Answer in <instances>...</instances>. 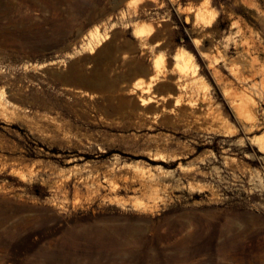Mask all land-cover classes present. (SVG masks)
I'll list each match as a JSON object with an SVG mask.
<instances>
[{"label": "rangeland", "instance_id": "obj_1", "mask_svg": "<svg viewBox=\"0 0 264 264\" xmlns=\"http://www.w3.org/2000/svg\"><path fill=\"white\" fill-rule=\"evenodd\" d=\"M0 264H264V0H0Z\"/></svg>", "mask_w": 264, "mask_h": 264}, {"label": "bare ground", "instance_id": "obj_2", "mask_svg": "<svg viewBox=\"0 0 264 264\" xmlns=\"http://www.w3.org/2000/svg\"><path fill=\"white\" fill-rule=\"evenodd\" d=\"M136 1H139V0H136ZM140 2H142V1H140ZM135 3V2H134ZM203 3V2H202ZM142 4V3H141ZM203 5H205V4H203ZM202 5V6H203ZM129 6V5H128ZM204 7H199L198 9H196L197 11H196V13H195V15L193 16V24H195V26L197 25V24H201V25H203V24H209V23H211V20H212V12H209L208 10L206 11L205 9H203ZM138 10V9H137ZM185 20L186 21H189L190 20V18H189V16L187 15L186 17H185ZM213 22V21H212ZM156 25L157 24H153V22L151 23V22H141V23H139V24H136L135 23V25L131 28V34H132V37H134V38H136V39H138L139 41L140 40H145L146 38L148 39V38H153V37H155L158 33H159V30L157 29V27H156ZM197 27V26H196ZM105 30V29H104ZM103 30V32L102 33H99V32H96V30L94 31V32H89L88 33V42H86V44H90L91 42H92V46H90V48L89 49H93V46H96V45H98V44H101V42L103 41L104 42V40L107 38V36L109 35H107V32H105ZM120 31V30H119ZM123 31V30H122ZM117 31H115L114 33H116ZM163 35V34H162ZM109 37V36H108ZM164 38V37H163ZM94 41V42H93ZM146 41V40H145ZM243 41V40H242ZM141 42V41H140ZM105 43V42H104ZM84 44V43H83ZM155 44H158V42H155L154 43V45ZM87 45V46H88ZM142 45V44H141ZM86 46V48H88ZM82 47V46H81ZM85 47V46H84ZM78 50V49H77ZM81 52V51H80ZM73 53V52H72ZM164 54H162V55H160V57L159 58H157L154 62H153V69L155 70V74L154 75H151V77L149 78V81H148V83L147 84H149L147 87H146V89H145V91H149L148 89H150L151 88V84H153V82H154V79H155V75H157V73L160 71L159 69H160V66L163 64V62H165L164 61V56H163ZM190 58H192V55H191V53H189V52H187L186 50H181V51H179V52H177V53H174V55H173V60L175 61L174 62V65L176 66V67H178L179 69H181V70H183L184 68H188L187 67V65H188V62H189V60H190ZM42 65H44V64H42ZM158 71V72H157ZM137 72H144V67H141L140 69H138L137 70ZM213 73V72H212ZM132 87H133V85H132ZM150 87V88H149ZM140 88V87H139ZM142 90V89H141ZM129 93L130 92H132V88L131 89H128L127 90ZM2 92V91H1ZM133 92H135V91H133ZM206 96V95H205ZM241 96V95H240ZM3 97V96H2ZM139 98V100H140V104L141 105H145L146 103H148L150 100H152L151 99V96L149 97V96H146V97H138ZM235 98V97H234ZM201 99V98H200ZM4 100V99H3ZM236 100H237V98H236ZM236 102V101H235ZM201 103V102H200ZM241 104V103H240ZM176 105V104H175ZM244 105V104H243ZM170 110V109H169ZM247 114V113H246ZM248 115V114H247ZM252 116V115H251ZM251 116H247L246 118L247 119H250V118H252ZM248 117H250V118H248ZM247 122V121H246ZM263 139V138H262ZM261 141V140H260ZM259 146V145H258Z\"/></svg>", "mask_w": 264, "mask_h": 264}]
</instances>
